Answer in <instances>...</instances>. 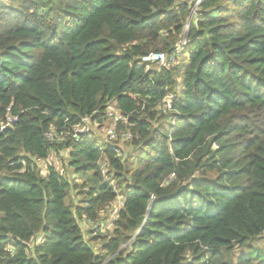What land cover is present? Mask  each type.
I'll list each match as a JSON object with an SVG mask.
<instances>
[{
  "label": "trees",
  "instance_id": "1",
  "mask_svg": "<svg viewBox=\"0 0 264 264\" xmlns=\"http://www.w3.org/2000/svg\"><path fill=\"white\" fill-rule=\"evenodd\" d=\"M196 1L0 0V264H264V0Z\"/></svg>",
  "mask_w": 264,
  "mask_h": 264
},
{
  "label": "rangeland",
  "instance_id": "2",
  "mask_svg": "<svg viewBox=\"0 0 264 264\" xmlns=\"http://www.w3.org/2000/svg\"><path fill=\"white\" fill-rule=\"evenodd\" d=\"M195 10H197V8H194L193 12ZM186 38L184 37L183 39L186 40ZM184 52L185 53H182V54L179 55V58H177L176 61H173L171 63V66H176V64L179 61V59L184 58L185 56H187V49L186 48H184ZM179 78H181V77H179ZM166 102H169V98L166 99ZM111 114H113L115 116L118 115L116 107L113 104L109 105V108H108V111H107V118L108 119L112 117V116H110ZM102 120H103L102 123H95V122H92V121L90 122V121L87 120V121H85L84 125L81 128H83L85 130H88V128H89L92 131V133L94 134V136H96L97 138H99V139H101L103 141H104V139H106L108 141L107 135H106L108 132H107V128H105V126H106V118H105V116L102 117ZM68 152H69V150H66V151H64L62 153H57V152H54L53 150H51L50 153H49L50 157H49V155H48L49 158L47 157L48 160L47 161L43 160V161L40 162V165L42 167V173L45 172L44 165L46 163H51L63 175L68 176L72 180L74 179L76 181H80L81 180V176L78 173H74L72 168H69L67 166V159L66 158H67ZM103 171L105 172L104 168H103ZM120 206H121L120 203L115 204L113 206V208L110 210V211H112V213L109 211V213H107L106 215H103L96 224H94V223L91 224V223H86V222L82 223V225L85 228V238L88 241H89V239L92 236L93 237H97L96 239H91L89 241L90 246L92 248H94L95 250L99 249L101 244H103L106 241V238H108L111 235V232H112V229H113L112 223H113L114 219L116 218L115 211H118ZM94 226H96L97 229H94L95 232L91 233L92 228H94ZM256 245L260 246V247L264 246V234L256 240ZM125 246H126V244H123L120 248L122 249ZM240 251L237 250V253H240Z\"/></svg>",
  "mask_w": 264,
  "mask_h": 264
},
{
  "label": "built area",
  "instance_id": "3",
  "mask_svg": "<svg viewBox=\"0 0 264 264\" xmlns=\"http://www.w3.org/2000/svg\"><path fill=\"white\" fill-rule=\"evenodd\" d=\"M198 1L199 0H197L195 2V5L198 3ZM194 8H196V7H193V9ZM193 9L191 11V15L193 14ZM184 37L186 38V36H183V38ZM183 38H182V40H180L176 44V46L174 48L175 55H176L175 57L174 56L167 57V55L164 54V53H149L148 55L142 57L141 61L144 62L147 65L146 66L147 69L149 68L150 65H155L154 67H157V68H159V67H170L171 63L173 61H176L177 57H179L180 54L184 53L183 52V48L187 45L188 39L186 38V40H185ZM167 107H168V105H167ZM110 116L113 117V121L118 120L120 118L119 114L116 115V116L111 114ZM14 120H15V118H13V117L12 118L11 117H7V122L1 126V130L4 127L8 126L10 123H12ZM85 121H87V120H83L82 125L75 128V132L72 135L74 138L77 137V134L84 133V132L90 130L89 128H88V130H85V129L81 128L84 125ZM107 132H108L107 135L109 136V138H114L115 137L113 128H107ZM49 138H52V136L49 135ZM119 203H120V205H122V202H119ZM115 213H116V211H115Z\"/></svg>",
  "mask_w": 264,
  "mask_h": 264
}]
</instances>
